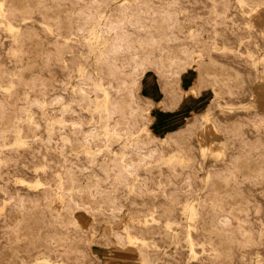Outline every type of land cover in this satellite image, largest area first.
I'll list each match as a JSON object with an SVG mask.
<instances>
[{"label":"rangeland","instance_id":"1","mask_svg":"<svg viewBox=\"0 0 264 264\" xmlns=\"http://www.w3.org/2000/svg\"><path fill=\"white\" fill-rule=\"evenodd\" d=\"M245 1L0 0V264H264Z\"/></svg>","mask_w":264,"mask_h":264},{"label":"bare ground","instance_id":"2","mask_svg":"<svg viewBox=\"0 0 264 264\" xmlns=\"http://www.w3.org/2000/svg\"><path fill=\"white\" fill-rule=\"evenodd\" d=\"M238 1H239L240 3H246L245 0H238ZM258 15H259L258 12L254 13L253 16H252V19H253V21H255V23H256L257 25L263 27V26H264V19H260L259 22H257L256 17H257ZM93 34L98 36V34H95L94 32H93ZM95 86H96V84H95ZM97 86L99 87V89H101V86H100V85L97 84ZM105 96H106V95H105ZM108 103H109V99H108V97L106 96V99H105V101H104L103 104H102L105 112H108V110H109V105H108ZM214 131H215V130H214ZM17 137H19V135H17ZM213 151H214V150H213ZM210 153H211V147H210V145H209V146H207V148L204 149V154L209 155ZM220 154H221V153H220ZM184 212H185V214H188V215H190V216H192V215L194 214L193 207H192V205H191L190 203H187V204L185 205V207H184ZM38 261H39V262H43V263H45V264H50V260H49L47 257H41V258H39ZM57 264H62V263H57Z\"/></svg>","mask_w":264,"mask_h":264}]
</instances>
